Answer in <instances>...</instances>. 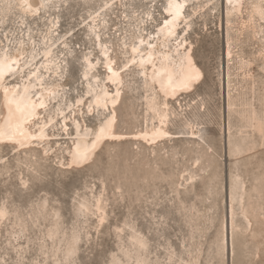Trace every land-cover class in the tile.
Segmentation results:
<instances>
[{
    "label": "rangeland",
    "instance_id": "1",
    "mask_svg": "<svg viewBox=\"0 0 264 264\" xmlns=\"http://www.w3.org/2000/svg\"><path fill=\"white\" fill-rule=\"evenodd\" d=\"M159 4L163 5L164 0L159 3L156 0L155 9H151L156 18V23L148 26L151 32L161 21ZM195 4L197 8L200 2ZM85 7L76 5L74 13L64 12L61 30L70 28L68 18L73 16L76 23H80L87 17ZM144 9L146 7H142ZM210 11L207 16L194 19L189 35L203 80L195 93L179 98L180 106L173 103L176 114L181 116L179 119L186 117L198 124L200 135L211 147L209 157L195 162L197 155L184 139L189 137V127L180 126L178 117L167 128L178 139L158 140L147 145L138 137L134 138L137 133L149 129L152 123L156 125L155 120H151V113L145 110L141 90L126 93L117 109L116 132L125 135L126 139L105 143L85 166L69 168L67 154H58L54 152L55 148L46 158L37 154L26 160L23 151L13 152L4 147L0 150V204L7 202L9 215L0 222V261L54 264L57 259H63V249L68 247L73 230H76L81 233V238L76 245L74 264H111L113 253H118L121 247H130L132 233L116 232L118 226L127 222L147 237L148 249L139 255L150 264H180L181 259L186 264H264V139L258 137L257 131L252 134V129L246 127L243 130L253 136L255 146L237 160L229 155L226 25L221 6ZM118 13L121 15L120 11ZM118 17L110 22L115 49L118 36H124L126 29L123 16ZM243 17L247 21L251 18L252 24H244V29L237 23L230 31L229 44L234 55V61L229 65L230 92L233 96L239 94L264 119V24L252 13L251 6ZM258 24L263 28H258ZM72 40L79 50H91L82 32H76ZM117 56L121 64L123 59ZM242 60L249 65L239 69ZM69 70L66 86L84 93L79 69L73 61H69ZM131 83L137 86L139 81L133 79ZM76 96V93L71 95L73 102ZM83 111L86 124L96 128V115L86 114V106ZM234 117L230 120L236 125ZM230 133L234 135L235 129ZM65 143L70 146L68 140ZM157 145L161 147L158 149ZM153 156H157V160ZM201 169L208 170L203 172ZM236 174L246 190L243 214L230 197L231 177ZM21 179L27 181V191L21 189ZM44 198L48 201L45 211L41 207ZM97 200L101 204L98 214L95 211ZM82 201L92 208L86 218L76 212ZM231 206L238 230L233 237ZM99 216H103L105 222L100 226L102 230L97 232ZM21 231L24 234L21 240H11L12 235ZM49 232L55 234L54 242L47 239Z\"/></svg>",
    "mask_w": 264,
    "mask_h": 264
},
{
    "label": "bare ground",
    "instance_id": "2",
    "mask_svg": "<svg viewBox=\"0 0 264 264\" xmlns=\"http://www.w3.org/2000/svg\"><path fill=\"white\" fill-rule=\"evenodd\" d=\"M196 1L198 3L200 2L199 6H196L197 8L194 7ZM211 1L212 0H205L203 3H201V0H174L175 3L182 4L185 7L184 10H182L181 12V18L173 26L174 31L178 35L176 37H171L168 36L166 31L159 32L158 35V24L155 26L153 32L148 30L149 25L156 23V18L151 12V9H155L156 0H78L77 3L76 0H0V5H4V7H0V49H8L13 57L17 55H22L28 61H31L32 71L38 73L39 79L33 78L32 84H29L28 86L32 88L34 85L35 90H37V94H39V92L43 90L46 95L47 89L56 87L62 90L61 95L59 97L60 105H65V103H67V106L64 107V112L66 113V116L60 121L59 124L49 126V128L46 130L48 136L46 140L32 144H25L23 148L19 147V145H14L13 143L5 141L3 143H0V150H2L4 147H7L10 148L13 152L14 150L23 151L24 158L26 160H29L30 158L35 157L37 154L46 158L48 157L49 152H53V149L55 148L54 152H57L58 154H67L68 165L72 163V157L69 155V147L65 145L66 140H68L70 142V145H72L73 138H77L78 142L82 147H91L92 141L96 139V136L100 132L104 123L107 121H111L110 134L106 135L105 138L101 141V143L95 148V150L91 154L90 159L83 165H74L73 167L85 166L86 164L91 162V160L95 157L97 151L105 143L126 139L125 135L116 132V127L118 123L117 109L121 104L122 99L126 93L136 92L137 90H141L143 92L142 102L145 105L144 107H146L145 110L147 111V113H151V120H155L156 125L152 123L149 129L143 130L142 133H137L134 138L138 137L141 142H146L147 145L149 144V142L155 143V141L158 140L166 141L178 139V137H173L172 134L167 130L169 125H172L173 121L176 120L177 117L178 119L179 117H181L180 115L176 114V111L173 107V103L178 104V106H180L179 98L183 95H190L195 93L197 90V86L203 80L202 70L197 65L193 54V44L191 41H189V35L193 31L194 19L197 17H205L207 16L208 11L214 10L216 7L221 6L223 10V12H221L223 14V17L225 18L227 36V50L225 54V61L227 62L226 105L227 112L229 115V121L227 124L229 155L234 157L235 160L239 159L238 157H240L243 153H245L249 149H252L255 146V140L253 136L251 134L245 133L243 129L246 127H250L252 129V134L253 131H257L258 137L262 140L264 139V119L261 118L255 108H252V106L249 105L247 101L243 100L239 94L236 93V95L233 96L230 92L229 65L231 62L234 61L233 51L231 50L229 44L230 31L232 30L233 26L237 23H240V25L242 24L243 27L244 24L249 26L252 24L251 18L247 21L243 17V14L246 12L249 6H251L252 8V13L255 14L258 19L264 24V19H262L259 14L261 6L264 5V0H215L213 2ZM45 2H48L53 6L48 8H39V5ZM157 2L159 3L160 0H157ZM22 3H30L33 6L34 10L38 9V15H33L31 12H27L25 8L20 6ZM8 4L13 5V7L8 8ZM75 4L78 5V7L86 6L84 10L86 14H88V16L82 19L80 23H76V19H74L73 16L68 18V26L70 28L66 31H62L61 28L63 14L64 12H68L69 14L74 13L73 11H75ZM168 4L169 0H164L163 5L159 4L161 6V12H159L158 16L160 17L161 24L163 18L167 16L166 9ZM142 7H146V9H144L143 11ZM119 11L121 15H119ZM117 13L118 16H123L122 19H124V22L126 23V29H124V36H118V43L115 49L113 45L114 43L112 42V37L110 36V22L112 19H119V17L116 16ZM243 27H241V29ZM257 27L263 28L260 24H258ZM252 29H255V27H252ZM76 32H82L88 44L91 45V50H79L80 47L73 43L72 39L74 38ZM258 32L259 31H256V33ZM69 33H71V35H68ZM97 37H99V39H97ZM185 37H187L186 40ZM141 41H143V43H141ZM149 42L151 43L152 47L148 46ZM134 45L141 50L142 56L141 54H136L135 59L137 61V64L135 66H132L129 71L121 75L120 84H112L111 80H109V73L106 70V65L112 61L118 62L117 55H120V57L123 59L122 63L119 64L121 68L124 66V63H130L131 58L133 57ZM77 49L79 50L78 53ZM86 57L87 63H85ZM142 57L145 61H149V58H151L150 62H147L143 66V69L141 68V65L139 63ZM189 60H191L192 69L194 71L199 72L200 79L195 81L191 85V87L183 89L178 86L181 75V65H183L184 69H187ZM69 61H73V63L79 69V78L81 79L82 87L85 90L84 93H87L90 88L93 91H99L101 95H103L104 89H107L109 91L110 96H115V93L118 89L120 93L119 96L115 98L114 103L112 100H109L107 108L102 107L99 110H96L94 107L92 113H88L87 106L85 105L86 114H91L92 116H94V114L96 115V128H91L86 124V121L80 115V109L77 108L76 116H81V120L78 119L79 133H77L76 129L77 121H74L73 116L69 111V107L75 104V102H73L71 99V95L73 93L77 94L78 91L74 87L71 88L66 86L69 72L63 75L62 77L58 76L57 74V67L60 65H64L69 69ZM89 63L93 65L92 72H95V75H92V72L89 73V75L91 76V84L88 80L82 79L84 69L88 67ZM82 64L84 65L83 68L81 67ZM162 64L166 66L170 72H172L173 79L174 81H176V83L171 86L169 85L167 75L163 77L162 82L160 79H153L154 68L156 70H160ZM248 65L249 63L245 62L244 60H242V62L238 64L239 69L246 68ZM141 70L146 72L147 78L144 75L139 74ZM133 79L139 81L137 86H135L134 83H131ZM8 83L12 87H15L16 83H20L22 90L24 84H27V76H25L23 81H21L19 79V76H17L15 80L9 79ZM41 84H43V89L41 88ZM222 84L224 86V80ZM76 99H79L78 95L76 96ZM262 99H264V97ZM38 112L41 116L48 115L53 120L59 119L56 113V108L50 107L47 113H45L44 109H39ZM6 114V109H4L2 106V97H0V125H3L4 117L6 116ZM233 116L236 117V125L232 124L230 120V118ZM197 117L195 119H197ZM179 120V123H181L180 126L185 128L189 127V137L184 139L186 140L185 142L187 144H191V147L193 149L192 152H195V154L197 155V160L195 162H199V160L209 157L208 153L210 152L209 150L211 149V147L205 143L203 136L200 135L201 130L197 128L198 124L192 123V121L190 119H187L186 117L181 118ZM242 123H244V126L241 125ZM35 127V125H32L31 128H26L25 130L32 131L33 129H35ZM65 127L69 129L70 135L69 133H66L64 131ZM233 128L235 129L234 135L230 133V130H232ZM150 148L152 149L153 147ZM162 155L160 157H162ZM153 158L157 160V156H153ZM61 159H63V157H61ZM161 161L162 160H160V162ZM194 168L196 169V167ZM208 169H204L205 172ZM201 170L199 171V173L201 172ZM204 170L202 171L204 172ZM189 179L190 181L193 180L192 177H189ZM24 182L27 183L26 180H24ZM192 184L193 183H191V186H193ZM210 184L212 185L213 183ZM243 185L244 184L241 181L239 175L236 174L231 177L230 197L232 201H235V203L237 204L236 206H238L240 210L243 211L242 214L244 213L245 209L243 201L246 195V190ZM20 186L22 190H25L22 187L21 183ZM80 203L86 202L82 201ZM41 207L45 211L44 204ZM77 207L79 208V205ZM234 218L235 217L233 213V207L231 206L230 229L232 237L233 235L236 236V234H238ZM247 223L246 225H248ZM181 263L186 264V262H184L182 259L180 260V264ZM54 264H56V262H54Z\"/></svg>",
    "mask_w": 264,
    "mask_h": 264
},
{
    "label": "snow or ice",
    "instance_id": "3",
    "mask_svg": "<svg viewBox=\"0 0 264 264\" xmlns=\"http://www.w3.org/2000/svg\"><path fill=\"white\" fill-rule=\"evenodd\" d=\"M21 7L25 8L27 12H31L33 15H38V9H33V6L30 3H22ZM48 2L42 3L39 5V8H48L51 7ZM0 7H4V5H0ZM8 8L13 7V5L8 4ZM184 5L175 3L174 0H169V4L167 5V16L163 18L162 24L158 21V35L159 32L166 31L168 36L176 37L178 34L174 31L173 26L178 22L181 18V12L184 10ZM260 16L264 19V5L261 6ZM68 35H71L69 33ZM99 39V37H97ZM187 37H185V40ZM143 43V41H141ZM149 47H152L151 43L148 44ZM179 46V42H178ZM136 54H141V50L137 46H133V57L131 58L130 63H124V66L121 68L118 62L112 61L106 65V70L109 73V80H111L112 84L118 85L121 83L120 77L123 73L130 70L132 66L137 64L135 59ZM47 58V57H45ZM145 61L143 57L139 61L141 68L150 62ZM85 63H87V57L85 58ZM83 68L84 65L82 64ZM93 65L90 63L88 67L84 69L83 80H88L91 84V76L89 75L92 72ZM119 69V70H117ZM70 70L64 66L60 65L57 67L58 76H63L68 73ZM30 73V74H29ZM140 75H144L146 77V72L141 70L139 72ZM92 75H95V72H92ZM167 75L169 85H173L176 83L173 79V74L170 72L166 66L162 64L160 70H156L154 68L153 71V79H160L163 81V77ZM19 76L21 81L24 80L25 76H27V84H24L23 89L21 90V84L16 83L15 87L9 85V79L15 80ZM33 78L38 77L37 72L32 71V63L28 61L24 56L17 55L13 57L8 49H0V97H2V106L6 109V116L4 117L3 125H0V143L5 141L13 143L14 145H19V147L23 148L25 144H32L36 142H42L48 138L47 129L51 125L59 124L62 119L66 116L64 112L65 105H60L59 97L61 95V89L53 87L47 89V94L41 90L39 94H37V90H35V86L33 85L30 88L28 85L32 84ZM147 78V77H146ZM200 79V74L198 71H194L191 67V60L188 61V68L184 69L183 65H181V75L179 79L178 86L187 89L191 87V85ZM41 88L43 89V84H41ZM119 89L115 93V96H110L109 91L104 89L103 95L100 94L99 91H93L91 88L87 93H83L82 91H78L77 95L79 99H76L75 104L69 107V111L71 112L74 121L76 123L77 133H79V117L76 116V109H80V115H84V107L87 106L88 113H92L94 107L96 110L100 108H107L109 100L115 102V98L119 96ZM56 108V113L59 119L53 120L50 116L45 115L41 116L38 112L39 109H44L45 113L48 112L49 108ZM66 123V121H65ZM110 124L111 121H107L102 126L100 132L97 134L96 139L92 141L91 147L84 146L82 147L78 142L77 138H73L72 145L69 146V155L72 157V163L68 164L69 168L75 166H80L85 164L91 157L92 152L95 148L101 143V141L105 138L106 135L110 134ZM32 125H35V129L32 131H26V128H31ZM66 133H69V129L67 127L64 128ZM47 154V153H46ZM63 166V165H62ZM22 187L27 191L29 185L21 179ZM43 195V194H42ZM76 201H74V204ZM43 204L45 209H47L48 201L46 198L43 200ZM101 204L99 201L96 202L95 211H100ZM77 215L82 217H87L91 212V206L86 203H80L79 208L76 209ZM9 215L7 202L5 201L3 204H0V222L5 220ZM58 215V214H57ZM163 219V218H161ZM99 225L97 228V232L102 230V226L104 224V217H98ZM126 231L131 232L132 235L129 237L130 247H121L118 253H113V259L111 264H150V262H146L139 255L141 251L146 252L149 246V241L147 237L138 233L134 228H132L127 222L123 226H118L116 228V232L118 234H123ZM23 232L16 233L11 236V240L19 241L23 238ZM81 233L76 230H73L71 241L68 244L66 249H63L64 259L56 260V264H74L73 257L76 254V245L80 243ZM47 239L55 241L56 237L49 232ZM89 240H91V236L89 235ZM60 251V250H58ZM0 264H8L6 260L0 261ZM16 264H25L23 260H17ZM107 264V262H106Z\"/></svg>",
    "mask_w": 264,
    "mask_h": 264
}]
</instances>
